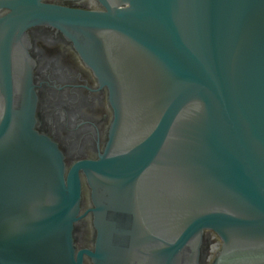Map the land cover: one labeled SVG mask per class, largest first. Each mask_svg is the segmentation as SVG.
<instances>
[{
	"label": "water",
	"instance_id": "water-1",
	"mask_svg": "<svg viewBox=\"0 0 264 264\" xmlns=\"http://www.w3.org/2000/svg\"><path fill=\"white\" fill-rule=\"evenodd\" d=\"M97 1L0 0V264H202L206 231L212 264H264V0ZM34 26L73 44L113 110L104 151L70 169L15 75Z\"/></svg>",
	"mask_w": 264,
	"mask_h": 264
},
{
	"label": "flooded vegetation",
	"instance_id": "flooded-vegetation-1",
	"mask_svg": "<svg viewBox=\"0 0 264 264\" xmlns=\"http://www.w3.org/2000/svg\"><path fill=\"white\" fill-rule=\"evenodd\" d=\"M74 8L103 9L97 0H45ZM9 9H0V17ZM15 75L30 73L38 95L37 128L56 141L65 156L67 169L81 160H95L105 149L113 110L107 88L102 87L73 44L49 26L29 28L16 43ZM82 212L93 206L85 174ZM92 214L75 228L78 248H93ZM220 238L206 231L202 264H212L220 250ZM86 264H90L86 259Z\"/></svg>",
	"mask_w": 264,
	"mask_h": 264
}]
</instances>
